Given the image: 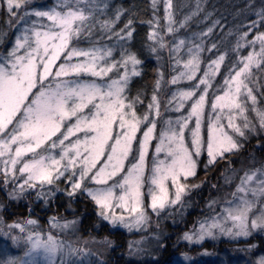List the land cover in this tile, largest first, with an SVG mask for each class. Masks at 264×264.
Wrapping results in <instances>:
<instances>
[{"label":"snow or ice","instance_id":"6c2138e0","mask_svg":"<svg viewBox=\"0 0 264 264\" xmlns=\"http://www.w3.org/2000/svg\"><path fill=\"white\" fill-rule=\"evenodd\" d=\"M151 6L156 9L157 0ZM171 8V0H165L163 27L171 39H165L154 11L151 19L141 21L149 30L147 40L136 47L135 15L122 6L111 7L109 0H57L47 7H31V0H0L7 17V28L0 27V180L5 190L11 185L10 200L34 192L47 210L55 191L67 195L69 208L82 195L94 205L98 221L131 232L147 226L149 209L159 215L168 206L182 205L184 194L198 187L187 181L201 164L205 170L224 160L230 164L229 157L249 137L264 136V109L257 107L250 87L253 70H264V7L246 30H237L230 49L234 56L227 63V50L214 58L203 56L217 49L216 43L204 42L212 27L183 37L180 29L191 16L177 21ZM13 29L14 39H8ZM83 38L87 47L81 46ZM164 50L175 66L167 80L160 64ZM145 53V59L154 56L157 62L150 98L145 88L135 87L145 72ZM231 172L224 176L226 184L242 174L222 202L208 201L215 214L178 240L199 242L217 232L247 238L255 230L264 232V162ZM31 203L27 218L5 223L0 217V235L19 250L10 255L5 245L0 264H56L58 255L65 264V255L90 254L53 233L75 230L79 217L49 216L45 231L32 218ZM154 235L156 250L164 249L165 237ZM103 243L112 241L105 238ZM142 243L143 238L130 241L129 255L143 252ZM254 247L248 244L244 250ZM180 255L190 259L187 253ZM151 264L171 260L153 259ZM253 264H264V256Z\"/></svg>","mask_w":264,"mask_h":264},{"label":"rangeland","instance_id":"374dc122","mask_svg":"<svg viewBox=\"0 0 264 264\" xmlns=\"http://www.w3.org/2000/svg\"><path fill=\"white\" fill-rule=\"evenodd\" d=\"M34 1L35 0H31V7H39V6L47 7L57 2V0H48V2L47 0H39L43 2L45 1L46 3L44 2V4L42 5L33 6ZM164 2L165 0H157V8L154 9V11L156 12V15H158L161 18L160 30L165 34V39H171L172 34L166 33L163 27L166 24V21L163 19ZM171 3H172L171 11L174 15V18L177 21L183 20L184 17L188 15L194 17V15H196L197 12L200 11L198 9L201 8V4L197 3L196 5H194L193 8L194 11L192 10L189 13L184 12L183 16H178V11L181 10L178 9L177 11L175 0H171ZM27 10L28 9H23V11H27ZM160 13H162V15H160ZM191 19H195V18H191ZM1 20H5V21L1 22ZM6 22H7V17L3 15L0 10V27L1 24H3L6 29L7 28ZM200 23H202L201 20ZM185 27H184L185 29L184 28L180 29V33H179L183 37L191 38L193 33L198 34L200 32H207V30H203L200 28L190 29L191 28L190 24H187ZM10 31H12V33H9L8 39H14L15 30L14 29L9 30V32ZM168 36L170 37L168 38ZM205 38H204V42L207 39ZM149 43L151 42L149 41ZM206 43L207 42H205V44ZM8 46H10V44ZM81 46L83 47L88 46L87 38L82 39ZM0 47H2V45H0ZM241 51L243 54H246L244 50ZM204 57L214 58L213 55H208V54ZM160 64L162 65L161 70L165 73V80L169 79L171 75L175 74L173 71H171L170 74L168 73V71H170V65L168 63L167 50H164L162 52V59L160 61ZM171 67L173 68L175 66L172 65ZM222 70H223V65H222ZM253 81L254 83L251 84L250 87L254 88V94H256L258 97L257 107L264 109V87L261 89L258 87L259 89H257L256 82L255 80ZM257 84H258L257 86H259V83ZM166 87L173 88L174 86L167 85ZM163 89H164V84L162 82V90ZM149 94H151V92ZM146 105L147 104H145V106ZM177 114L178 113H174L171 111L168 112V115H177ZM263 137L264 136H256V135L249 137L243 143V148L238 153L235 154L236 157L230 159L232 162L229 164V162L227 161L226 165H224L225 168L221 175L214 167H212V169H209L212 175L210 182L207 184L208 186H206L207 188L206 190L210 192L207 191L208 193H205L203 195L202 197L203 203L201 202L200 199L198 200L197 216L193 217L194 219L193 218L188 219V222L184 220L186 218V215L188 214L186 210L191 208L193 204L191 203L192 205H189L185 203V199L187 198V195H189L190 193L192 194L193 191H196L195 188L197 187L190 188L184 194L182 198L183 199L182 205L177 204V205L168 206L166 210H161V213L159 215L152 213L151 210L149 209L148 211H149L150 219L147 226L141 229H133L131 232L119 226H117L116 229H112L111 226L107 225V222L98 221L95 215L94 205L91 203V201L86 200L85 197L82 195H77L71 201V207L69 208V198L67 197V195L64 193L62 194L61 193L62 191H55V189H53L55 191V196L53 198L54 204L53 205L50 204L47 206L48 209L47 220L49 216H53V215H56L58 217H63L64 219L67 220H73L79 217V222L77 223L75 230L69 229L64 232L53 230L54 235H56L59 239L65 241L66 244L71 243L74 247L86 248L89 250L90 253V254H86L85 256L65 255L64 256L65 264H68L69 260L72 261L83 260L84 264H99L100 261H103V264H118L120 263V260H123L121 259L123 256H126V259H128V261L130 262L136 261L137 263H141L147 259H149L150 261V259L153 258V259H159L161 261H168L170 259L171 264H175L176 261H179L180 264H253L254 261H256L259 257L264 255L255 258L254 261L251 260V257L249 255L243 254L242 256L241 253L243 252L242 247L247 248V246H243V244L240 243L239 241L240 240L248 241L251 238L258 239V236H262V238L264 239V232H261L259 230H255L252 233V235L247 238L244 237L234 238L231 236L220 234L219 232H217L214 238L205 237L202 241L193 242V243H189L183 240H178L177 238L185 231L195 230L198 227V224L203 222V219L205 217H211L212 215L215 214L212 210L209 209L208 201L215 198L222 202L225 198V193H229L235 188V183L238 182V175L242 174V172H238L237 179L233 180L231 184H226L224 176L225 175L232 176L233 173L231 172V169L240 170V169L253 168L259 166L260 163L264 162V140L260 139ZM0 168H2V165H0ZM199 168L200 170L204 171L202 169L203 164H201ZM218 177H220V181H221L220 184H218L219 182ZM197 181L198 182H196V180L195 181L191 180V183L193 184H189V183L188 184L198 185L199 188L202 187V185L206 184L204 178L199 179ZM60 184H63V182L59 183V187L63 189L64 187L60 186ZM217 186L219 187L217 188ZM213 188L216 189L213 191V195L209 197V193L212 194ZM9 190H11V186L6 190V192ZM3 191L4 189H1L0 197H2V195L4 194ZM56 197L59 200L58 202H55ZM4 198L6 200V196H4ZM192 199L193 201L194 200L196 201L195 196H192ZM228 199H231V197L229 196ZM7 200L10 204V199L8 198V196H7ZM26 200L27 199H20L19 200L20 204L21 205L22 203L26 204ZM55 203L56 204L59 203V204L56 205ZM0 205L6 206V203L0 201ZM214 207H215V212L220 211L219 206H214ZM0 210L3 212L2 214L0 211V217H2V215L3 216L5 215L4 208H0ZM101 224L105 225V227H100ZM228 226H231L230 223L228 224ZM44 230L45 231L48 230V224H47V229ZM154 234H160L163 237H165V240L162 241L165 244L164 250H170L168 254H166L165 256L163 255L160 256L158 253L163 249L156 250ZM172 234L174 235V237L168 239V237L172 236ZM105 238L112 241V243L109 246H105V244L103 243ZM141 238H143V243L141 244V247L144 249V251L140 252L139 254L129 255L130 252V249L128 247L129 242L141 240ZM234 241L235 243H232ZM248 244L256 245V242L252 241L247 243V245ZM5 245L8 246L10 255L19 254V250L14 246H12L11 240L6 239L3 235H0V253H2ZM114 248H117L118 250L116 249L114 250ZM254 248H256V246ZM254 248L247 250L245 253L248 252L251 253V251ZM181 253H187L190 259L188 261H184L183 257L180 255ZM0 258H3L2 255H0ZM56 264H60L59 255L57 256Z\"/></svg>","mask_w":264,"mask_h":264},{"label":"trees","instance_id":"16d2710c","mask_svg":"<svg viewBox=\"0 0 264 264\" xmlns=\"http://www.w3.org/2000/svg\"><path fill=\"white\" fill-rule=\"evenodd\" d=\"M176 1V9H180L181 11H178V16H183L184 12L189 13L192 10L194 11V5L197 3L201 4V8H199L196 15L191 18L195 19H190V22L188 24L191 25L190 29H195V28H200L203 30H207L209 27H212V33L209 34V36H206V45L210 46L211 43H216L217 44V49H214L212 53H209L205 51L204 56L208 55H218L220 51H226V61L225 63L230 60L234 54L231 52V48L235 45V40H236V32L239 29L240 31H244L247 29L249 25V21H254L257 19L255 12L259 10L260 8L264 7V0H175ZM45 2V1H44ZM43 1L35 0L33 2V6H39L44 4ZM48 2V0H47ZM111 7H116V6H122L124 9L129 10L132 14L135 15L136 21H137V34H136V40H135V46L139 47L142 41L147 40V32L149 30V26L147 23H141V21H147L152 18L154 9L152 8V0H109ZM46 3V2H45ZM246 5H250V7L246 8ZM2 14L3 11L1 10ZM4 15V14H3ZM162 15V13H160ZM202 23H200V20ZM203 20H202V19ZM5 21V20H1ZM217 24L214 25V22H217ZM200 23V24H199ZM1 27L5 28L3 24H1ZM186 28V27H185ZM184 28V29H185ZM231 30V31H230ZM261 31H264V27L260 28ZM188 31V30H187ZM190 31V30H189ZM9 33H12L10 31ZM251 35V34H250ZM170 36H168L169 38ZM103 43H108L107 40H104ZM146 53L142 54L141 58L145 59ZM157 67V62L154 59V56H147L145 59V72L143 75V78H137L135 87L137 88H145L148 93V98L150 96V92L152 90V86L154 84L156 74L154 69ZM172 71V67L170 66V71ZM253 80L256 82V87L257 89H261L264 87V70L256 71L254 70V76ZM259 83V86H257ZM259 87V88H258ZM148 98L144 99V104H147ZM261 140H264L263 138H260ZM236 157L231 156L229 157V160ZM228 160L220 161L217 165L213 166L215 169H217L218 173L221 175L226 163ZM233 166V165H232ZM204 171L200 170V168L197 171V174L195 177H190L188 179L189 184L192 181L198 182L197 180L203 179L206 181L205 185H202V187L195 188L196 191H193L192 194L190 193L187 195V198L185 199V203L192 205L191 208L187 209V215L186 218L184 219L186 222H188V219L196 217L197 216V203L198 200L200 199L201 202L203 200V195L205 193H208L210 191L206 190L207 184L210 182L211 175L209 169H212L210 167L209 169L205 170L204 166L202 168ZM218 184H220V177H218ZM195 184V183H194ZM11 185H9L10 188ZM60 186L65 187V184H60ZM219 186H217L218 188ZM1 189H4L2 197H0V201L6 203V211L4 210L5 215H2V218L5 223H11L13 221H20L23 218H27L29 216V202L31 201V216L32 218H35L41 223L42 228L47 229V216H48V209L45 210V206L43 205L42 202L36 201L35 200V195L34 193L25 198L26 204L22 205L20 204L19 200H10V204L7 200V192L3 186L2 180H0V191ZM216 188H213L212 194L209 193V197L213 195V191ZM194 190V189H193ZM208 191V192H207ZM62 194L64 193L63 191L61 192ZM65 194V193H64ZM1 196V195H0ZM6 196V200L4 198ZM192 196H195L196 201L192 199ZM63 198V197H62ZM64 199V198H63ZM82 200V199H81ZM58 198L56 197L55 202H58ZM200 202V203H201ZM192 203V204H191ZM203 203V202H202ZM54 203H52L53 205ZM56 204V203H55ZM59 204V203H58ZM56 204V205H58ZM51 205V206H52ZM194 207V208H193ZM1 211V210H0ZM3 214V212L1 211ZM20 218V219H19ZM194 219V218H193ZM174 237L169 236V238ZM248 240V239H247ZM238 241V240H237ZM256 242V248H254L251 253H245L246 251L244 247H242V256L243 254L249 255L251 257V260L254 261L255 258L264 255V239L262 236H258V239L251 238L248 241H242L240 240L239 242L243 244V246H247V243L249 242ZM8 243V241H7ZM232 243H235L232 242ZM229 243V244H232ZM118 250L117 248H114V250ZM170 250H162L159 251L160 256H165L168 254ZM120 260V263L118 264H151L150 261L153 260L147 259L141 263H137L136 261H128L126 259V256H123Z\"/></svg>","mask_w":264,"mask_h":264}]
</instances>
